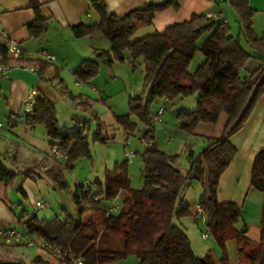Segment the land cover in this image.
I'll return each mask as SVG.
<instances>
[{"label": "trees", "instance_id": "1", "mask_svg": "<svg viewBox=\"0 0 264 264\" xmlns=\"http://www.w3.org/2000/svg\"><path fill=\"white\" fill-rule=\"evenodd\" d=\"M229 3L239 15L242 33L253 53L232 35L227 22L205 15H193L187 21L169 26L163 33L134 39L141 27L153 25L159 12L169 8L177 10V0L147 4L125 16L108 13L103 0L93 1L100 22L78 25L73 28L74 35L83 38L103 34L111 48L96 50V53L107 64L123 62L128 53L134 65L140 59L144 62L146 99L131 98L130 113L116 117L117 124L128 135L136 131V124L131 120L134 115L149 126L143 142L148 144L154 140L151 110L153 104L162 99L174 102L197 96L195 110L182 108L177 114L181 127L189 134L199 123H216L221 114L228 116V122L223 136L207 139V147L198 156L190 152L187 174L176 167L177 155L146 149L136 154L142 156L145 165L140 188L132 187L129 161L125 160L107 172L103 183L96 179L90 182L88 190L82 183L78 184L73 194L77 217L66 213L62 219L40 221L34 215L23 223L24 231L82 257L86 264H108L130 256H135L139 264H230L225 253L221 258L211 252L198 257L188 235L174 221L192 216L190 206L182 200V193L192 182L203 180V160L209 172V192L200 196L198 205L203 209L209 232L222 248L229 241H235L239 264H264V206L260 240L254 242L247 237L246 228L239 226L241 208L232 202L220 203L217 197L220 179L238 153L229 139L243 128L264 94V36L260 37L254 31L256 12L251 8L250 0H229ZM31 6L37 19L28 27L32 34L39 36L44 20L39 5L32 3ZM198 52L203 54L205 61L191 74L189 67ZM0 53L2 59L7 60L5 46L0 45ZM250 58L260 60L261 66L242 76ZM98 70L99 64L87 59L75 75L78 81L88 83L97 76ZM26 124L31 128L45 126L52 148L58 147L67 153L69 166L92 158L84 128L61 130L55 109L46 99L36 98L33 108L26 113ZM93 137V141L103 144L109 140L100 132ZM15 177V171L0 159V183L9 184ZM251 187L264 194V149L255 158ZM121 191H126L127 195L122 200L120 213L109 214L107 206ZM40 263L45 261L37 257L34 264Z\"/></svg>", "mask_w": 264, "mask_h": 264}, {"label": "crops", "instance_id": "2", "mask_svg": "<svg viewBox=\"0 0 264 264\" xmlns=\"http://www.w3.org/2000/svg\"><path fill=\"white\" fill-rule=\"evenodd\" d=\"M93 1L0 0V45L7 47L10 42L18 43L25 51L35 57L33 59L23 58L19 60L8 55L7 60L4 61L0 53V64L10 66L8 78L0 79V121L2 123V128H0V159L5 162L10 170L15 171L16 177L21 172L24 173L26 178H32V175H36L42 179L47 175L50 179L60 182L63 170L73 169L78 163L76 162L71 167L68 165V160L53 155L51 139L45 126L38 125L34 128L27 126L26 102L31 92H36L37 98L46 99L54 107L61 130L69 131L75 129L77 126L74 125V122L78 121L82 122L83 126L81 127L84 128L89 142L90 136L93 139L94 134L98 132L101 133L102 137L109 138L106 144H101L107 145L111 142L112 137L109 136L108 132L106 133L105 126L95 111L94 103L95 101L106 103L104 97L111 95L108 88L112 82H115L121 76V73L126 77L131 76L134 80V77L136 78L138 75L137 64L133 65L134 61L131 54H127L123 62H114L112 64H107L99 58L96 50L108 51L111 48L110 41L101 33L83 38H77L74 35V27L81 24L95 25L100 22V18L93 8ZM103 1L108 13H114L118 16H125L147 5L146 0ZM162 1L160 0L159 2ZM177 2L179 5L177 10L169 8L159 12L154 18L152 26L141 27L138 31L144 29L143 36L155 32L163 33L169 26L187 21L193 15H211L217 21L227 22L231 27L232 35L239 39L242 44V38H245V36L242 33L240 18L238 13L231 7L229 0H177ZM32 3L39 5L41 18L44 20L43 32L39 36L32 34L28 27L29 24L35 23L37 19L36 12L31 6ZM250 6L256 12L253 19L254 31L258 36L262 37L264 36V25L263 30H260L264 23V0H250ZM233 19L235 20V25H231V20ZM2 32L6 35H3ZM247 45L249 44L247 43ZM242 46L244 47L243 44ZM250 47L249 45L247 48ZM43 51L54 55L56 62L49 63L40 58L38 54ZM197 55H199L198 62L193 64L195 59H197ZM87 59L97 62L99 70L97 76L90 82L82 83L76 78L75 71ZM204 61L205 57L198 52L189 67V72L193 74L192 72L196 71ZM260 66V60L250 58L246 62L242 76L252 73ZM101 71H107L108 73L105 84L98 80ZM68 79H72L73 83L71 86L66 81ZM96 87L100 89V95L94 91ZM145 92L144 96L135 97L146 99L148 92ZM135 97H130L129 101ZM66 99H69L73 104L68 106L71 121L61 125L58 119L57 105L60 103L66 104ZM170 106L173 107L172 114L165 116V111ZM196 107L197 96L174 102L167 99L155 102L151 110V121L155 129L154 140L148 144L144 143L142 138L148 131L149 126L138 117L131 115L132 122L136 124V131L130 135L116 122L117 116H124L130 112L127 114L113 112V119L123 131L124 145L125 142L129 141L130 136L135 135L138 130L140 131V127L143 126V130L140 131V140L144 145L143 151L146 149H159L168 154L177 155L179 158L176 162V167L183 174H187L190 169V152L198 156L207 147V139L223 136L228 122V116L221 114L216 123H199L194 127L192 134H189L181 127L177 114L182 108L193 111ZM74 108L76 109L75 111ZM161 108H164L162 120L155 121L154 118ZM93 123L96 124L95 131H92ZM156 123H160L158 128ZM4 127H7L9 132L3 130ZM19 129H21V132H19ZM162 134H165V138L162 137ZM229 141L237 149L238 153L220 179L217 192L218 201L220 203H236L241 208L242 216L239 226L246 228L247 237L250 240L258 242L261 235L264 194L251 187V173L255 158L264 149V94L257 101L243 128L230 137ZM5 145L8 146V149L3 150L2 147ZM143 151L136 150L135 155ZM22 153L25 154L22 155ZM126 160L129 161L128 158ZM9 162L12 163L13 168L8 166ZM202 162L203 180L201 182H192L182 193V200L191 208L192 216L187 217L189 220L191 218L195 219L200 196L209 192V172L203 160ZM117 163H115L113 169ZM112 170L105 171L101 177L96 179L103 183L107 172ZM13 181L9 184L0 183V194L6 195L8 186ZM90 182L93 181L90 180ZM62 183V187L67 186V183L63 181ZM78 184H76V188ZM22 192L27 195L24 191ZM119 195L125 197L127 192L121 191ZM53 216V214L46 212L40 218L37 217L40 221H51L56 217H60ZM32 217L22 204L16 208L4 201L0 195L1 229L14 228L23 230V223L29 221ZM181 228L187 234L184 222L181 223ZM34 238L38 239L39 237ZM18 248L21 247L7 246L0 241V262L34 264V260L40 257L45 261L44 264H60L53 258L43 256L37 248L33 255H30L31 257L24 252L16 250Z\"/></svg>", "mask_w": 264, "mask_h": 264}, {"label": "rangeland", "instance_id": "3", "mask_svg": "<svg viewBox=\"0 0 264 264\" xmlns=\"http://www.w3.org/2000/svg\"><path fill=\"white\" fill-rule=\"evenodd\" d=\"M234 22V19L231 20V25H235ZM263 25L264 23L262 24L260 31L263 30ZM143 30L144 29L138 31L134 39L143 37ZM242 44L247 51L253 53L251 47L247 48L249 45H247L244 37L242 38ZM196 58L197 59H195L193 64L198 62L199 55H197ZM136 68L138 75L136 78L134 77V80L131 78V76L126 77L121 73V76H119L115 82L110 84L111 86L108 88V90L110 91L109 93L111 95L107 96L111 98L104 97L106 103L102 101H95V111L100 116L101 121L105 126L106 133L108 132L109 136L112 137L111 142H109L107 145L95 143L93 142L92 136H90V149L92 158H84L78 161L73 169L63 170L60 182L63 181L67 183L66 187H62L60 182L50 179L47 175L42 179L36 175H32V178H26L24 173L20 172L13 183L8 186V193L6 195L0 194L2 199L16 208L22 204L24 209L29 212L30 216L37 215L40 218L43 214L49 212L54 215L53 217L60 216L61 219L66 213L77 217V208L73 200L76 184L83 183V181L87 179L89 181H94L96 178L101 177L105 171L112 170L116 162L122 164L127 159L124 156V134L122 129L116 125L113 119V112L127 114L129 112V98L132 96L135 97L145 95V91L147 90L144 89V62L142 59L138 60ZM107 77V71H101L98 80L102 84H105ZM66 81L69 86H71L73 83L72 79H68ZM95 89L98 90L100 95V89L97 87ZM65 101L67 102L66 104L60 103L57 105L58 119L61 125L67 124L69 121H71V115L68 111V106L73 104L69 99H66ZM172 108L173 107L170 106L165 111V116L172 114ZM75 110L76 109L74 108V111ZM89 115L91 114L89 113ZM159 125L160 123H156L157 128ZM143 128L144 127L141 126L140 131L143 130ZM95 129L96 124L93 123L92 131H95ZM3 130H7V132H9L7 127H4ZM140 131L138 130L135 135L130 136L128 141L129 148L134 152L136 150L143 151L144 149V145L140 140ZM19 132H21V129H19ZM162 137L165 138V134H162ZM10 138L13 139L12 137ZM2 148L3 150H6L8 149V146L5 145ZM23 154L25 153H22V155ZM8 166L13 168V165L10 162ZM128 168L132 187L140 188L143 183L142 178L145 175V165L142 156L139 154L129 159ZM21 188L23 189L22 191H24L27 195H24V193L21 191ZM37 202H41L44 207L37 206ZM198 219H200V216L196 217L195 219L191 218L190 220L187 217L181 220L175 218L174 220L175 224L180 228L181 223L184 222V226L187 228V234L194 253L198 257H204L211 252L218 258L223 257L225 253L230 264H239L235 241H229L225 248H222L209 232L206 223L200 222ZM207 232L210 233V237L208 239H204L203 234ZM36 248L37 247H21L16 250L24 252L27 256L31 257L30 255H33ZM108 264H139V261L135 256H130L127 259L118 260Z\"/></svg>", "mask_w": 264, "mask_h": 264}, {"label": "built area", "instance_id": "4", "mask_svg": "<svg viewBox=\"0 0 264 264\" xmlns=\"http://www.w3.org/2000/svg\"><path fill=\"white\" fill-rule=\"evenodd\" d=\"M159 1L160 0H146L147 4L158 3ZM207 17L213 18L211 15H208ZM2 34L6 35L4 32H2ZM6 48H7L8 55L12 56L15 59L20 60L23 58H30V59L35 58L33 54H30L27 51H25L24 48L18 43L10 42L8 43ZM38 56L42 58L43 60L48 61L49 63L56 62V57L50 53L43 51V52H40ZM9 70H10V66L0 64V79L8 78ZM94 91L96 93H99L97 89H94ZM36 98H37V93L31 92L26 102V112L27 113L30 112L31 109L33 108ZM163 114H164V108H161L156 114L154 120L161 121ZM74 125L77 127L83 126L82 122H78V121H75ZM0 128H2L1 121H0ZM52 153L56 157H60L64 160H68L67 153L58 147H54L52 149ZM124 154L128 159H131L135 156V152L129 148L128 141L125 142V145H124ZM90 184L91 183L88 180L82 183L83 188L85 190L89 189ZM123 199L124 197L119 195L117 199L111 201L109 205L107 206L108 213L109 214H119L123 207V204H122ZM37 206L44 207L41 204V202H37ZM199 216H200V219L198 220L200 222L206 223V219L203 216V209L200 206L197 207V213H196V217H199ZM209 237H210L209 232L203 234L204 239H208ZM0 241L7 246H17V247H27V248L37 247L43 256L53 258L60 264H86L82 257H77L73 253L67 250H64L63 248L59 246L53 245L41 237H39L38 239L37 238L35 239L33 236H31L30 234H28L26 231L22 229H14V228H2L1 229L0 228Z\"/></svg>", "mask_w": 264, "mask_h": 264}]
</instances>
